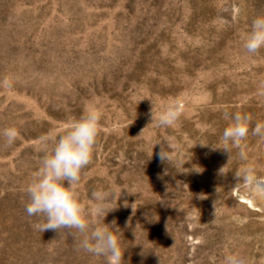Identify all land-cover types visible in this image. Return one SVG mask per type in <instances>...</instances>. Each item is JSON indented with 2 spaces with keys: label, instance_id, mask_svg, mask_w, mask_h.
Listing matches in <instances>:
<instances>
[{
  "label": "rangeland",
  "instance_id": "obj_1",
  "mask_svg": "<svg viewBox=\"0 0 264 264\" xmlns=\"http://www.w3.org/2000/svg\"><path fill=\"white\" fill-rule=\"evenodd\" d=\"M261 14L264 0H0V132H19L11 146L0 135V264H107L25 211L42 138L89 106L102 115L78 191L91 210L94 188L115 189L103 222L123 264H264V201L235 178L248 165L264 177V140L250 132L247 160L219 149L226 112L264 123V49L243 48ZM176 101L175 125L151 123Z\"/></svg>",
  "mask_w": 264,
  "mask_h": 264
},
{
  "label": "clouds",
  "instance_id": "obj_2",
  "mask_svg": "<svg viewBox=\"0 0 264 264\" xmlns=\"http://www.w3.org/2000/svg\"><path fill=\"white\" fill-rule=\"evenodd\" d=\"M243 48L253 56L264 49V14L252 20L250 31L244 38ZM257 94L264 97V81L259 84ZM101 115L95 106L86 107L79 118H73L65 123L60 134L42 138L44 155L38 171L34 173L32 181L25 189L28 197L25 211L29 217L39 218L33 224L35 230L41 233L47 230L59 232L62 229L72 231L81 237L79 247L83 251L97 257H105L107 264H123L124 252L121 250L120 237L113 227L103 222L107 213L114 209L110 207L109 200L116 198L115 189L105 191L94 188L90 199L95 206L91 210L85 208L78 191L81 173L93 160ZM181 115V104L176 101L167 105L158 116L152 109L151 123H155L157 127H172ZM224 116L231 123L222 132L223 147L219 149L227 152L229 159L232 148L240 149L239 157L247 160L243 142L250 132L251 135L264 140V123L257 122L250 128L252 122L250 114L226 112ZM0 135L7 145L11 146L17 140L19 132L15 127H8L3 129ZM49 142L51 147L48 146ZM157 144L160 145L159 159L170 164L172 159L170 152L174 147L171 139L165 138L155 145ZM223 169L224 167L220 169L221 175H224ZM235 178L236 186L246 188L251 199L264 201V177L256 174L255 167L248 165L238 169L235 171ZM132 209L134 214L136 209L134 207ZM90 216L96 219L91 220ZM112 224L114 225L115 221ZM224 264L246 262L232 254L225 257Z\"/></svg>",
  "mask_w": 264,
  "mask_h": 264
}]
</instances>
